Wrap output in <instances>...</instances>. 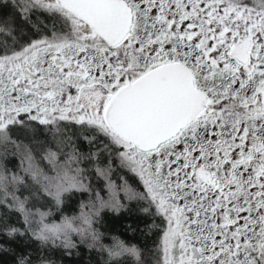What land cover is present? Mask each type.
<instances>
[{
    "label": "snow or ice",
    "instance_id": "snow-or-ice-1",
    "mask_svg": "<svg viewBox=\"0 0 264 264\" xmlns=\"http://www.w3.org/2000/svg\"><path fill=\"white\" fill-rule=\"evenodd\" d=\"M132 202L151 245L103 244L101 214ZM81 246L264 264V0H0V264Z\"/></svg>",
    "mask_w": 264,
    "mask_h": 264
},
{
    "label": "trees",
    "instance_id": "trees-1",
    "mask_svg": "<svg viewBox=\"0 0 264 264\" xmlns=\"http://www.w3.org/2000/svg\"><path fill=\"white\" fill-rule=\"evenodd\" d=\"M27 142V140H25ZM17 158L9 156L3 163L9 170L16 171L14 165H17ZM51 198H49L50 201ZM87 193L74 192L67 196L65 203L59 208H53V214L50 217L52 220H60L62 215H73L78 211V205L81 200H87ZM41 203H44L42 201ZM39 206V205H38ZM52 207L51 203L48 204ZM47 210V209H43ZM102 218L99 223L95 225L96 228L103 234L101 242L105 245L112 243V236H119L125 242L137 243L143 246L144 244L151 245L152 240L155 238V234H146V225L152 222V217L143 215L138 211V205L132 202L128 205L127 211H122L119 214L104 211L101 214ZM13 222L17 219L13 217ZM159 223V221H156ZM23 227L22 224L19 225ZM131 226V227H129ZM12 246L17 249V251H23L25 247L24 239H17L12 242ZM29 250H35L37 244L35 241L30 242L27 245ZM54 259L57 260V264L63 261V264H102V260L106 257H102L97 250L91 252L87 251L84 246L80 247V255L74 256L71 259L63 257L61 253L57 252L54 254ZM4 264H11L12 257L9 255H4L2 257Z\"/></svg>",
    "mask_w": 264,
    "mask_h": 264
},
{
    "label": "rangeland",
    "instance_id": "rangeland-1",
    "mask_svg": "<svg viewBox=\"0 0 264 264\" xmlns=\"http://www.w3.org/2000/svg\"><path fill=\"white\" fill-rule=\"evenodd\" d=\"M17 160H18V161H17V165H18V164H19V156H18ZM42 210H43V209H42ZM49 219H50V217H49ZM50 220H51V219H50ZM52 221L59 222V220H53V219H52Z\"/></svg>",
    "mask_w": 264,
    "mask_h": 264
}]
</instances>
